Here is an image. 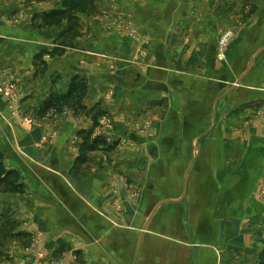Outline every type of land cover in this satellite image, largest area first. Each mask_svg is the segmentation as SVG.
<instances>
[{
	"label": "crops",
	"instance_id": "0c3cea01",
	"mask_svg": "<svg viewBox=\"0 0 264 264\" xmlns=\"http://www.w3.org/2000/svg\"><path fill=\"white\" fill-rule=\"evenodd\" d=\"M62 1L0 0V66L14 67L34 119L15 120L0 101L5 163L26 183L24 193L0 192V215L29 234L6 245L0 264H259L264 106L248 104L264 89L250 75L256 56L240 46L248 32L219 57L231 23L217 10L228 0H101L97 14L80 15L79 47L45 58L35 78L34 55L59 27L35 30L29 18ZM74 74L88 80L84 103L106 111L96 128L72 109L37 114ZM93 128L117 145L93 152L76 176L78 134Z\"/></svg>",
	"mask_w": 264,
	"mask_h": 264
},
{
	"label": "trees",
	"instance_id": "16d2710c",
	"mask_svg": "<svg viewBox=\"0 0 264 264\" xmlns=\"http://www.w3.org/2000/svg\"><path fill=\"white\" fill-rule=\"evenodd\" d=\"M99 2L100 0H63L61 8L35 14L32 24L34 29L42 30L59 27V32L52 42L54 46L44 48L34 56L35 77L44 76L49 69L48 63L44 60L45 54H50L53 57L62 56L68 48H77L76 39L83 36L80 15L97 14ZM254 12L253 10L252 13ZM88 90L89 84L87 78L80 74H74L70 79L67 92L61 93L50 89L39 104L37 114L43 118L49 115L60 114L65 109H72L77 114L91 117L94 122V128H96L99 125V117L103 116L106 111L100 105L90 108L84 103ZM94 128L89 130L83 129L78 134L81 139L79 153L72 168V172L76 176H81L86 172L90 155L93 152L112 151L117 145L106 137L95 136ZM25 190L26 183L22 181L18 170L7 167L3 150L0 147V192L14 194L24 193ZM19 226L20 223L11 213L5 212L0 215V261L3 258H10L5 249L10 241L13 239L27 240L29 234L19 230ZM259 264H264V252Z\"/></svg>",
	"mask_w": 264,
	"mask_h": 264
},
{
	"label": "rangeland",
	"instance_id": "374dc122",
	"mask_svg": "<svg viewBox=\"0 0 264 264\" xmlns=\"http://www.w3.org/2000/svg\"><path fill=\"white\" fill-rule=\"evenodd\" d=\"M33 1V0H31ZM38 1V0H35ZM40 1V0H39ZM46 1V0H45ZM101 1V0H100ZM108 1V0H106ZM112 1L116 2L118 0H109V2ZM188 4L186 7H188V14H190V17L194 13L195 5H192L189 3V1L186 3ZM190 4V6H189ZM170 9V8H169ZM190 10V11H189ZM255 11L252 13V11ZM183 11V10H182ZM46 12V11H43ZM41 12V13H43ZM217 12H219V19L225 21L229 19L231 23V29L228 30L229 33L222 34L220 37H222L218 42L217 46L219 48V57L220 58H225L226 57V49L228 48L229 44L232 43V41L237 37L238 33L243 35L246 33V42H244L243 45L240 46H250V56H256L255 64L254 67H252L250 70V75L254 76L255 78H259L260 85L263 86L264 83V0H228L226 3L222 2L221 5L218 7ZM38 12H35L29 19L30 21V26L33 28V18L35 14ZM17 20L20 21L21 18L17 17ZM34 29V28H33ZM35 30H41V29H35ZM59 32V29H53L52 31L48 32L46 34L47 37L49 38H56L57 33ZM227 32V31H226ZM244 32V33H243ZM240 35V36H241ZM89 37H92L89 35ZM53 39V40H54ZM22 46V45H20ZM34 46V44H33ZM54 45L51 43L49 45H44L43 47L39 48L37 52L42 51L44 48H49L53 47ZM79 47V46H77ZM21 49V48H20ZM259 50V55H257V51ZM35 56V55H34ZM53 57L50 54H45L44 55V60L45 58ZM47 62V60H46ZM4 67L3 69H0V79L1 80H9L14 84V87L16 91L18 92V104L17 108H19V114L15 115L13 111L8 107L7 102H6V96L2 94L3 92L0 91V101L4 102L8 108L9 113L11 114L12 118L19 122H26L30 124L29 122L25 121V118H29L31 121H33L31 124L34 123V119L27 114L33 116L32 114L28 113L27 111L24 110V99H25V94L21 91L20 86L18 85V81H16L17 78H15V73H14V67L9 65V66H0ZM35 67V63H34ZM49 67V66H48ZM36 71V67H35ZM8 73V75H6ZM35 75V72H34ZM35 77V76H34ZM43 76H38L35 78H41ZM6 86L5 82H0V87ZM261 86H256L257 89H264V87ZM1 89V88H0ZM4 90V89H3ZM259 101H255L253 103L248 104V107H257V106H264V98L263 99H258ZM56 115H49L47 117H54ZM36 241L35 239H31V245H30V250L34 247L37 246L35 245ZM10 257V256H9ZM12 260V258H11ZM25 260L28 263L33 262V260H30V257H26ZM30 260V261H29ZM20 262V261H19Z\"/></svg>",
	"mask_w": 264,
	"mask_h": 264
},
{
	"label": "built area",
	"instance_id": "2783aa9c",
	"mask_svg": "<svg viewBox=\"0 0 264 264\" xmlns=\"http://www.w3.org/2000/svg\"><path fill=\"white\" fill-rule=\"evenodd\" d=\"M6 75H8V73H6ZM0 82H5L6 86L4 87H0V91L3 92L2 94H4L6 96V102L8 107L13 111V113L15 115L19 114V108H17V104H18V92L16 91L14 84L12 82H10L9 80H1ZM4 89V90H3ZM25 121L32 123L33 121H31L29 118H25ZM36 244H38L39 240L38 238L35 239ZM39 255L41 256V253H39ZM20 264H27V262L25 260H21L19 262Z\"/></svg>",
	"mask_w": 264,
	"mask_h": 264
}]
</instances>
